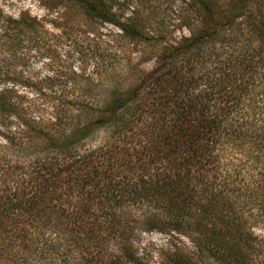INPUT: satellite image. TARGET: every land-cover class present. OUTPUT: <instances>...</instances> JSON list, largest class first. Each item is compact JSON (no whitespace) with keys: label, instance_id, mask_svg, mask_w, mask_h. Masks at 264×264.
Masks as SVG:
<instances>
[{"label":"trees","instance_id":"obj_1","mask_svg":"<svg viewBox=\"0 0 264 264\" xmlns=\"http://www.w3.org/2000/svg\"><path fill=\"white\" fill-rule=\"evenodd\" d=\"M188 1L173 41L134 0H43L51 24L0 7V264H264V0ZM67 11L119 32L39 107L3 66ZM152 231L177 241L157 263Z\"/></svg>","mask_w":264,"mask_h":264},{"label":"rangeland","instance_id":"obj_2","mask_svg":"<svg viewBox=\"0 0 264 264\" xmlns=\"http://www.w3.org/2000/svg\"><path fill=\"white\" fill-rule=\"evenodd\" d=\"M133 1V0H130ZM134 15L139 20H145V30L148 35L159 40L173 41L181 35H187L188 29L184 26L189 15L188 0H134ZM43 0H0V7L7 14L16 16L20 11L26 10L31 15L47 18V24L55 20L54 11H47ZM135 3V4H134ZM133 8L127 7L124 15H131ZM59 20V19H58ZM59 29L53 27V35L44 45L33 49L27 56L17 55L9 64H4L7 79L13 81L18 89L27 97V100L39 107H43L50 96L54 95L58 79L72 75V71L92 73L96 61L97 50L105 48V43L112 33L119 30L110 25L96 26L80 16L76 11H67L60 18ZM59 24V23H58ZM142 24V25H143ZM59 31H63L62 33ZM120 43L119 37H116ZM126 41L123 40V43ZM107 55V52H105ZM135 57L138 56L137 52ZM103 56L105 63L111 58ZM117 60V58L115 59ZM136 62V61H134ZM6 63V62H5ZM152 62H144L139 67L149 69ZM104 133H98L92 143L102 141ZM142 245L148 246L154 255L152 262H158L157 252L165 249L174 239L160 232H143L140 234ZM186 245H190L186 238H182ZM179 245H181L179 243ZM207 264H214L208 261Z\"/></svg>","mask_w":264,"mask_h":264}]
</instances>
